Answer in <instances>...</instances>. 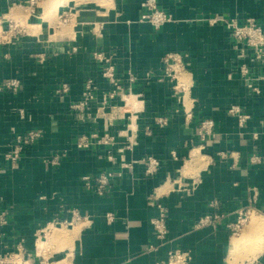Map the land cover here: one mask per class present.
<instances>
[{"label":"crops","instance_id":"1","mask_svg":"<svg viewBox=\"0 0 264 264\" xmlns=\"http://www.w3.org/2000/svg\"><path fill=\"white\" fill-rule=\"evenodd\" d=\"M24 1L0 0V15L26 26L18 41L0 45V85L20 80L16 92H0V211L9 210L0 254L22 244L34 259L42 254L64 264H158L170 250L185 249L193 264H264L261 244L233 252L239 235L228 227L254 195L251 214L264 224V64L253 65L249 87L239 69L251 52L240 57L225 23H211L252 18L264 27V0H158L172 20L157 29L141 21L143 0ZM97 52L111 56L132 95L111 122L102 112L123 101L117 96L104 107L110 85ZM167 53L183 59L188 88L175 91L176 80L160 79ZM89 78L99 89L83 118L72 105ZM64 83L69 91L60 96ZM232 107L249 115L244 125ZM157 117H168L167 125ZM35 129L43 136L11 169L4 153L15 132ZM94 132L110 133L116 143L77 147L81 135ZM63 151L59 164L45 162ZM121 155L128 162L153 156L160 165L152 174L141 162L124 168ZM105 171L114 172L106 194L85 187L84 175ZM163 208L168 234L158 239L152 219ZM74 212L81 218L69 224ZM209 214L221 217L199 225Z\"/></svg>","mask_w":264,"mask_h":264},{"label":"built area","instance_id":"2","mask_svg":"<svg viewBox=\"0 0 264 264\" xmlns=\"http://www.w3.org/2000/svg\"><path fill=\"white\" fill-rule=\"evenodd\" d=\"M41 0H25L20 3L21 5L34 6L37 5ZM143 9L141 15V21L149 22L154 28H159L163 24L172 20V15L167 11L161 9L158 4V0H143L141 3ZM225 23L226 27L231 31L236 44L237 49L239 50L240 57L249 56L251 52V58L249 62L243 63L240 66L239 72L241 77L247 82L249 87H252L251 84L254 76L252 74L253 65L260 66L264 64V27L259 25L254 19L249 18L244 24L238 22L236 18H224V17H215L211 19V23ZM26 31V26L22 25L20 21L11 18L6 15H0V45L3 44H12L20 39L23 33ZM94 59L98 61L101 65V75L108 81L110 85V90L105 92L103 99L104 102L109 96L114 98L115 96H121L123 101L122 105L113 104L111 105V110L109 112L103 111L102 115L111 122L115 113L119 109L124 107H129V103L125 98L127 93L125 87L122 85L120 78L116 74L115 66L112 63L111 56H108L104 53H94ZM185 70V64L181 56L175 53H167L164 57V75L160 78L161 80L165 77H170L173 80L178 82V77L181 72ZM135 78L130 76V81H134ZM20 87V80L17 78L10 79L6 81L3 85H0V92L3 90L14 91L16 92ZM180 86H177V83L173 86V89L177 91ZM253 88V87H252ZM99 87L97 82L93 78H89L85 81L83 89V98L80 102L73 104V109L82 111L80 117L85 118L84 110L90 106V103L96 98V94ZM69 91L68 84L64 83L60 88L57 89V94L60 96ZM105 107V106H104ZM230 112L238 116L239 124L242 126L246 123L249 115L240 112L239 108L232 107ZM118 115V113H117ZM187 117H191V112H187ZM156 121L161 126H165L168 123V117H157ZM205 127L207 125L206 131H211L212 121H207L204 123ZM41 129L29 130L26 133L16 134L14 140L11 143V148L9 151L4 153V159L11 162L15 161L13 170L18 169L19 160L21 158L22 151L24 147L33 144L35 141L41 138L42 136ZM116 143V137L110 133H105L100 135L99 133H90L81 135L76 145L79 148H90L95 144L102 145H114ZM129 148V146H128ZM65 151L56 153L53 156H46L45 162L52 164H59L61 157L65 156ZM122 166L124 168H133L135 163H143L146 167V172L154 173L157 171L160 161L156 157L148 156L143 157L138 160L128 162L124 155H121ZM114 178L113 171H105L98 175H84L83 181L87 189H94L98 194H106L112 185ZM256 203V195L250 199V204L247 207H244L239 210L238 217L235 221L228 224V227L231 230L232 235L238 234L244 223L247 221L250 213L255 211L254 204ZM213 206L217 207V203H213ZM8 209H3L0 211V226L5 225L8 222ZM221 217V214H209L203 217L199 225H205L207 223H213L214 220ZM81 215L74 212V217L71 224L75 220H80ZM114 219V215L109 213L107 215V220L111 222ZM153 228L158 239H165L168 234L167 227V217L166 210L163 208L162 212L158 217L152 219ZM14 258H19V264H63L59 259H54L50 256L45 257L42 254H37V258L34 259L27 249L19 244L16 249L8 251L5 254H0V264H11ZM123 264H130L125 262ZM158 264H193V255L190 250L185 249H173L168 252V260L166 263Z\"/></svg>","mask_w":264,"mask_h":264},{"label":"bare ground","instance_id":"3","mask_svg":"<svg viewBox=\"0 0 264 264\" xmlns=\"http://www.w3.org/2000/svg\"><path fill=\"white\" fill-rule=\"evenodd\" d=\"M182 73V72H181ZM180 73V74H181ZM180 77H181V80H180ZM188 77H187V75H185L184 73H182L181 74V76L179 75V77H178V84H177V86H184L185 88H188V86H186L187 85V82H188ZM186 85H185V84ZM132 96V95H131ZM130 96V97H131ZM128 103L130 104V105H132V103H131V101L129 100V98H128ZM135 104V103H134ZM200 156L197 154V153H194L193 154V160H197L198 158H199ZM252 212H254V211H252ZM251 212V213H252ZM250 213V215H249V217L252 215ZM249 217H248V219H249ZM252 217V216H251ZM248 219H247V221L244 223V226L242 227V229H241V231L238 233V235H241L240 233L242 232V230L245 228V227H247V225H249V226H253L252 228H260L261 226L259 225V222H257V218L255 217L254 219H253V217H252V219L250 220V223L249 224H247L248 223ZM264 227V226H263ZM251 233H253V231H251L250 233H248L247 235H242L240 238H238V239H235L234 240V242H233V245H232V249H233V252H235V251H237V249H240V248H248V247H250L252 244V242H251V240L249 239V237H250V235H251ZM237 234H236V236H238ZM259 244H261L260 246H258V244H257V250L258 251H260L262 248H263V246H264V241L263 242H260ZM61 263H63L62 261H60ZM13 263L14 264H19L20 263V260H19V258H14V260H13ZM64 264V263H63Z\"/></svg>","mask_w":264,"mask_h":264},{"label":"rangeland","instance_id":"4","mask_svg":"<svg viewBox=\"0 0 264 264\" xmlns=\"http://www.w3.org/2000/svg\"><path fill=\"white\" fill-rule=\"evenodd\" d=\"M34 6H35V5H34ZM20 23H21L22 25H25V24H24L23 22H21V21H20ZM182 73H184V72H182ZM182 73H181V74H182ZM181 74H180V76H181ZM169 79H170L171 81H175V80H173V79L170 78V77H169ZM174 84H176V83L174 82ZM177 84H178V83H177ZM115 97H117V96H115ZM115 97H114V98H115ZM119 97H121V96H119ZM129 97H130V96H129V92H128V93L125 94V98H126L127 102H128V98H129ZM114 98H110V97L108 96V97L106 98L105 102H103V103L105 104V107H106V104H108L109 100H110V99H114ZM88 108H89V107H88ZM79 111H80V110H79ZM81 114H82V111H81ZM81 114H80V116H81ZM90 115H91V114H87V115H86V118H91ZM42 131H43V130H42ZM26 132H27V131H24V132H21V133H26ZM19 133H20V132H19ZM16 134H18V133L15 132L14 135L16 136ZM15 136L13 137L12 141L14 140ZM42 136H43V132H42ZM42 136H41V137H42ZM35 142H36V141H35ZM35 142H34V143H35ZM11 143H12V142H11ZM28 146H29V145H28ZM26 147H27V146H26ZM26 147H24V149H25ZM10 148H11V145H10ZM24 149H23V151H24ZM8 151H9V150H8ZM23 151H22V152H23ZM6 152H7V151H6ZM20 156H21V158H20V160H19V164H20V165H19L18 169H19L20 166H21L22 154H21ZM5 161H6V160H5ZM10 161H11V162H9V161H6V162L8 163V165H9L10 167H11V165H12V168H14V167H13V166H14L13 163H15V161H12V160H10ZM12 168H11V169H12ZM8 215H9V214H8ZM252 217H253V219L256 217L254 213L252 214ZM252 217H251V219H252ZM259 225L261 226L260 228H258V227H257V228H252L253 226H249V231H248V233H250L251 231H253V233H254V234L251 233V235H250V237H249V239H250L251 242H252V243H251L252 245H251L250 247H252V246L255 244V248H256V247H257V244H259L260 242H263V241H264V227H263L264 224L259 223ZM60 228H61V230L64 231L65 233L67 232V231H65V230H67V228H66L65 226H61ZM245 228H246V227H245ZM245 228H244V229H245ZM244 229H243V230H244ZM243 230H242V231H243ZM241 233H245V231H243V232H241ZM241 233H240V234H241ZM237 235H238V234H237ZM242 235H243V234L239 235V238H240ZM254 240H255V241L257 240V241L254 243V242H253ZM44 256L47 257L46 255H44ZM11 264H14L13 261H12Z\"/></svg>","mask_w":264,"mask_h":264}]
</instances>
